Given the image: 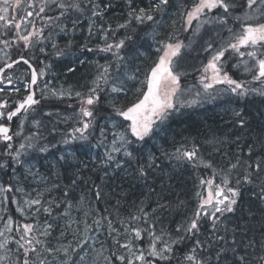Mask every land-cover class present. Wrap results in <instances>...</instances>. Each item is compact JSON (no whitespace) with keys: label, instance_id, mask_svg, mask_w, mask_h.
Returning <instances> with one entry per match:
<instances>
[{"label":"trees","instance_id":"obj_1","mask_svg":"<svg viewBox=\"0 0 264 264\" xmlns=\"http://www.w3.org/2000/svg\"><path fill=\"white\" fill-rule=\"evenodd\" d=\"M60 2L68 5L81 2V6L86 5V0H59L47 5L46 0H34L33 6L25 3L28 12H33L31 17L26 18L27 20L22 16L23 22L27 21L28 23V31H24V23L19 32H15V23H12L11 27L7 17L0 21L5 25L7 31L3 36L10 37V43L13 44V49L8 47L13 58L32 56L34 57L33 63L40 69L55 55L61 56L70 52V49L60 47L53 54L50 52L44 55L41 51L43 45H39L37 41L41 35L31 37L27 48H25L24 41L17 39L20 35H27L28 32L37 30L42 35L49 36L63 23H69L76 15L83 14L80 10L68 8L64 10L65 15L61 16L62 10L57 7ZM227 2L235 5L230 9L227 23L221 25L214 22L225 27L227 31L220 33L215 40L210 42L213 46L212 50H206L208 43L199 53L195 54L202 61V65L209 61L214 50L229 42L233 33L240 31L246 13L256 14L257 19L251 21L252 23H264V18H260L264 13V7L259 4V0L252 9L247 7V0H227ZM42 6L45 7V11L36 15ZM188 10L190 11L191 8L188 7ZM26 13L23 11V14L26 15ZM223 14L222 9H214L212 12L206 13L209 18ZM20 16L21 14L13 9L11 21H21ZM186 16L187 11L179 26L180 32L184 34L188 26ZM49 17H51L50 20ZM236 17H241V19L237 20ZM150 22L152 23V21H148L141 25H134L133 21L127 27L116 30L114 34L111 31L109 44H115L126 36H131L132 41H126L125 48L133 47L137 43L135 39H139L147 33L149 28L146 27ZM229 29H232V32H229ZM165 35L168 36L169 33ZM75 48L76 46H73L72 49ZM251 50L250 48L241 49V51ZM153 54L158 56L157 52L153 51ZM160 55L162 52L159 53ZM241 59L231 51L226 52L222 60L221 72H226L234 80L245 82L249 88L264 89V84L252 80L254 73L244 70L240 63ZM243 59L247 60L248 57L245 56ZM23 67L26 68L29 77L27 66L23 64ZM178 67L177 70L181 72L180 85L183 91L175 101L177 110L172 111L166 120L159 122V131L154 128L143 141H136L128 130L131 135L133 157L122 159L121 171L117 172L115 176L106 177L107 172L98 161L94 160L91 153L90 147L97 141L98 135L95 131L96 119L92 128L87 129L85 133L88 137L87 141L75 140L64 143L73 130L80 128L83 120L87 119L80 120L77 117L79 112L66 125L57 122L53 114L47 115L43 109L39 113L40 126L38 128H35L31 124L33 120L28 118L25 129L32 139L34 151L50 160L51 176L53 175L60 184L56 188L57 192L54 193L57 199L68 198L72 203L77 200H88L94 211L99 216L101 215L106 223L108 220L114 219L123 220L132 223V225L144 222L145 225L142 226L145 229L152 226L156 234L163 235L164 239L169 242L176 239L178 235H183V233H177L176 229L178 225L185 223L195 211L198 203L196 193L206 194L207 186H201L200 180L212 179L215 184H221L222 177L227 176L229 186L238 187L240 193L237 204L234 205L235 210L232 213H226L221 218L222 223L215 233L210 224L204 225L202 234L198 237L203 247L197 249V258L205 260L206 264H241L237 257L244 256V264H261L260 258L264 257V199L261 198L264 195L261 192V189L264 188V95L249 93L247 96L239 97L226 92L227 85L224 84L214 85L213 89L205 93L202 84L199 81L195 83V76L192 75L195 74L192 72L193 70L201 69L200 72L203 73V67L196 68L190 65L186 59L180 60ZM195 92L200 93V100L189 106L188 101L194 98L190 93ZM24 94L21 92V99ZM88 94L89 92H84L82 96L87 97ZM132 96V92L126 95L121 94L116 101L117 108L126 109L140 98L139 93L135 94V97ZM18 97L13 94L11 97L0 98V101L5 100L7 109H10L16 105ZM40 98L41 94H38L37 99ZM79 105L81 107V103ZM52 106H55V103L52 102ZM97 108H102V113L97 115L101 119L113 116L122 121L129 129L130 121L114 112L105 91L100 94L99 104L94 106L93 111L95 112ZM234 112L241 113L240 118L245 121L243 126L240 125V118H237ZM18 140L15 138L13 142ZM7 144L0 141V165H4L1 168L0 176L4 181L5 188L11 185L12 190L5 192L6 200L3 198L0 231L6 232L9 217H11L12 224L33 223L38 224L41 228L42 224L51 218V214L43 209L37 212L35 208L25 205L24 197L16 191L17 182L15 180L12 183L8 182L6 173L8 175L9 170L7 169L18 167L16 166L17 162L11 156L6 155ZM81 145H87V150L81 148ZM41 148L47 150L42 152ZM194 148L197 151L193 161L175 160L171 157V153L177 149L184 152ZM67 150H70L73 156L69 162H62L61 154ZM7 151L14 154L17 150L11 148ZM257 163L261 165L259 172L255 171ZM206 164H211V167H206ZM232 164H237V167L231 169ZM249 165L252 167L249 168ZM141 168L144 169L143 175L140 172ZM214 170L216 175H214ZM246 174H250L252 183L243 181L242 178ZM237 180L241 181L239 185H237ZM46 200L44 199V204ZM17 208H22L24 211H17ZM145 213L148 214L147 222L143 218ZM132 216H139L141 220L130 222L129 218ZM106 226L105 224L104 228ZM9 233L15 235L13 230H7L5 235ZM33 235H38V233H33ZM221 236L224 237L223 240L218 239ZM1 237L0 240H2ZM19 238L20 236L14 240L13 244H9L6 250L7 253L4 257H6L7 264H18V257L19 261L23 260L22 250L18 251V245L15 243ZM140 243L147 247L149 237ZM192 246L191 242L173 246L174 252L170 264H180V259ZM221 248H224L225 251L220 253V259L217 260L216 253ZM233 249L236 251L233 252ZM43 255L44 252H41L40 259ZM29 259L38 263L35 255L30 256ZM158 264H165V262L158 261Z\"/></svg>","mask_w":264,"mask_h":264},{"label":"rangeland","instance_id":"obj_2","mask_svg":"<svg viewBox=\"0 0 264 264\" xmlns=\"http://www.w3.org/2000/svg\"><path fill=\"white\" fill-rule=\"evenodd\" d=\"M57 1L59 0H55V2ZM33 2L34 0H19L17 4V0H10L9 4L5 5L4 0H0V7L8 8L7 12H0V15L11 20V12L15 9L21 14V21H12V23H20L21 27H23L24 23L23 29L24 31H28V23L27 21L23 22L22 18L23 16L25 20H27L23 11L28 12V8L24 4L26 3L29 6H33ZM55 2H53V0H46V5ZM121 2H124L125 5L123 3L121 4ZM157 2L158 0H132L131 5H129L128 0H110L107 6H105L102 1L99 2L98 0H86L85 6H81V2H79L80 11L83 12V14L76 15L69 23H63L49 36L41 35V37L37 38L39 45H43L42 53L44 55L50 52L53 54L60 47L70 49V52H66L61 56L59 54L53 55L54 58L40 67L39 72L43 69L45 73L43 76H40V82L37 88V97L38 94H41V98L38 99L39 104L30 109L17 123L16 138L19 140L11 143V145L12 149L20 151V163L16 164L18 168L7 169L9 172L8 175L6 173V176L8 182L12 183L14 180L17 182V189H19V191L17 189L16 191L24 197L25 205H28L26 202L38 199L40 200V204L32 205L30 208H35V211L37 209L54 208L50 209L51 218L39 228V231H42L46 223L52 225L50 235L48 237H40L46 240L49 247L61 248L71 244V247L75 248L76 243L81 240V238L87 239V243L83 249L77 248L74 253L70 250V264H105L103 256H111L113 253L116 255H127L125 250L114 242L113 237L115 236L120 244L125 243L129 237L126 235H117L116 233L110 234L108 222L111 221L113 227L118 229L120 233L124 232V228L129 222L121 224V220L114 219L108 220L106 223L104 218L94 211L88 200H77L75 203H72L68 198L57 199L54 193L57 192L56 188L60 184L53 175L51 176L49 166L50 160L48 157L36 153L33 145L31 148L28 147L29 144H32V139L25 129V123L28 121V118H31L33 120L31 124L35 128H38L40 126L39 113L40 110L43 109L47 115L53 114L57 122L59 121L63 125L68 124V122L80 112V98H77L75 93L80 92L83 95L84 92H89V89L93 87V81L103 72L102 66L109 67V75L113 78L111 81L112 83H118L122 80L125 88L124 93H112L110 91V86H105L102 81L100 82L101 87L105 89L104 91L109 98L110 105L115 104L117 107L116 101L121 94L126 95L132 92L135 97V94H138L137 89L141 87L139 81L144 79L148 70H150L151 66L157 61L159 53L162 52L157 51V48L161 47L160 41H164L165 43L182 42L184 45L179 55L174 58V72L181 74L177 69L179 68L178 62L182 59H186L190 65L196 68L203 67L204 70V66L207 65L208 62L202 65V61L196 57L195 54L199 53L205 45L215 40L220 33H226L227 30L225 27L215 24L214 22H207L210 18L208 15H204L199 20L194 19L191 25L186 27L185 34L181 33L179 27L181 25V19L184 17L186 11H189L188 7L192 9L194 3L198 2L197 0H168V4L163 6L160 11H152L150 13L153 15L152 23L150 22L146 27L149 28L147 30V33H149H145V35L142 36V40H144L145 43L142 42V45L135 44L131 48L127 47L120 50L119 55L124 57V59L119 61V68H117L118 61L113 56L112 52L100 50L105 47L106 44H109L110 32L112 31L114 34L116 30L120 29V27H115L117 21L120 20L122 22L127 16V12L129 13L135 9L133 13V15H135L139 13V9L144 8L145 10H149L153 8L154 4ZM108 8H112V13H106ZM94 12L97 14L93 15ZM146 22L148 21L145 20L144 23ZM90 25L91 33L89 30ZM16 31L15 28V32ZM167 33H169L168 36L165 35ZM105 34H107L106 39L104 38ZM8 42L10 45L9 47L13 49V44L10 43V39ZM73 46H76V48L72 49ZM25 48H27V46H25ZM113 51H115V49H113ZM153 51L157 52L158 56L154 55ZM58 52L61 53L60 51ZM10 55V52L8 53L0 48V66L10 60ZM30 57L32 60L34 59L32 56ZM200 71L201 69H199V71H192L195 73L192 74L195 76V83L198 81L200 82V77L204 75V71L203 73ZM132 74H135L137 79H127V76ZM208 75H211V73L209 72ZM9 76H11L13 83L9 86L1 87L4 91L0 93L4 96L11 97L13 94L19 92H27L28 88H26L25 85L30 79L23 66L17 67ZM4 84L6 83L4 82ZM45 85H47V88H45ZM14 89H19V91H15ZM53 89L58 93L63 92L64 95H52L51 90ZM69 93H71V95H69ZM196 94V92L190 93V95L194 97L192 99L197 97ZM198 100H200V98H198ZM52 102L55 103V106H52ZM0 103L4 102L0 101ZM73 109L74 111H72ZM0 111H2V109H0ZM100 113H102V108H97L94 112L95 119L97 120L95 131H97L98 135L97 141L90 149L94 160L98 161L105 172H107L105 176H115L117 172L121 171L122 159L125 157L123 155V150L118 153H112L115 159L111 161L108 160L105 153L111 149L114 139L113 133H125L129 140H131V135L122 121L113 116H108L107 118L103 117L104 119H101L97 116ZM77 117L82 120L79 113ZM34 121H38L39 125L37 126L34 124ZM159 124L160 123L157 122L153 126V129L155 128L159 131ZM92 126L90 128H92ZM0 141L2 140L0 139ZM21 144L25 145L23 149H20ZM117 146H119V142H117ZM129 150H131V144L129 145ZM177 155V151L172 152V159L178 160ZM61 156L64 157L62 162H69L73 154L70 150H67L64 151ZM117 162L121 164L120 167H117ZM1 168L2 167H0V172ZM0 186L5 187L1 176ZM5 195V193H0V213ZM43 198L47 199L45 204ZM69 205L71 206L69 207ZM95 221H100L99 225H97ZM22 224H24V222L8 224L7 227H10L15 234L11 235L9 233L5 235L7 232L6 230L4 233L5 236L3 235L1 237L2 240L7 238L8 246L9 244H13L14 240L23 234L16 230L17 225ZM105 224L107 225L106 228H104ZM85 225L90 226L87 231H85ZM142 225H145L144 222L133 226L145 229ZM147 237L146 232L142 233V239L135 240L134 244L147 250L148 246L145 247L140 243ZM101 248L103 256L98 257L96 253L100 251ZM6 253V250H0V256H5ZM81 256L84 257L83 260L80 259ZM41 259H46L48 264H63L66 257L62 251L53 254L44 252ZM0 264H7L6 259L0 261ZM113 264H120V262L114 260ZM180 264H187V262H184L183 258H181Z\"/></svg>","mask_w":264,"mask_h":264},{"label":"snow or ice","instance_id":"obj_3","mask_svg":"<svg viewBox=\"0 0 264 264\" xmlns=\"http://www.w3.org/2000/svg\"><path fill=\"white\" fill-rule=\"evenodd\" d=\"M10 0H4V4L8 5ZM55 2V0H53ZM258 0H247V7L252 9L254 4H257ZM19 0H17V4ZM129 5H131L132 0H128ZM168 4V0H158L157 3L154 4L153 8L149 10H145L144 8L139 9V13L134 15V19L140 23H143L145 20L152 21L153 15L150 14L152 11H160L163 6ZM259 4L264 7V0H259ZM235 5L227 2V0H198V2L194 3L192 9L187 12V23L191 25L194 19L199 20L202 16L206 15V13L212 12L214 9H222L223 15L210 18L207 22H216L221 25L226 24L230 9ZM62 11L60 12L61 16L65 15V11L68 8H72L75 10H80V6L78 3H74L71 5L60 2L57 4ZM7 7H0V12H7ZM45 11V7L42 6L39 8V12L43 13ZM135 9L129 12V17L133 18V13ZM97 13H93L96 15ZM33 12L29 11L26 13V17H31ZM260 18H264V13L261 14ZM49 20L51 17L48 18ZM237 20H240L241 17H236ZM257 16L255 13L253 14H245L243 17V22L241 24L240 31L237 33H233L232 38L225 45H222L218 49L214 50V54L209 59L207 65L204 66V75L200 77V83L203 86V91L207 93L210 89H213L214 85L224 84L227 85L225 89L226 92L235 94L239 97L247 96L249 93H255L259 95H264V89L260 88H249L245 82L237 81L228 76L226 72L222 73L221 69L223 67L222 60L225 57V53L231 51L234 54H237L241 57V65L244 70L248 73H254L252 76L253 81H259L261 84H264V23H252L251 21H255ZM5 20V16L0 15V21ZM9 25H12V21H9ZM14 27L19 32L21 28L20 23H15ZM120 28L127 27V24L119 25ZM89 30L91 33V25L89 26ZM229 32H232V29H229ZM42 35V33L37 30L35 32H28L27 35H20L17 39L24 41L25 46H28L30 38L33 36ZM104 38H107V34H105ZM126 41L131 42L132 37L126 36L124 39L119 40L115 44H106L105 47L100 49L104 52H112L115 59L118 61L117 68H119V61H122L124 57L120 56V50L125 48ZM5 47H9V42L7 40L3 41ZM161 47L157 48V51H162L163 54L159 56L158 60L155 62L154 66L148 70L143 80L139 81L141 87L137 89V93L140 94V98L126 109L117 108L115 104L112 105L114 112L123 117L125 120L130 121L129 131L136 139V141H143L146 136H149L153 131V126L157 122H163L168 118L170 113L174 110H177L176 99L183 91L180 85V74L174 72V58L177 57L180 53L182 47H184L182 42H168L160 41ZM213 46L211 43L208 45V49L212 50ZM252 49L251 51H241V49ZM115 49V51H113ZM43 51V49H41ZM245 56L248 57L247 60L243 59ZM23 62L24 64H28L31 71V79L25 85L26 88L30 89V86L36 85L38 81V74L35 68L31 66L28 60L23 57L20 58V61H12L11 63H5L3 67H0V74L5 72V69H10L13 67V64ZM103 72L97 77L95 81H93V87L89 89V94L87 97H83L80 92H76L75 96L80 98V112L79 115L81 118H87L83 120L82 126L80 128H76L73 130L72 134L64 140V143H69L70 141L80 140L87 141L88 137L85 134L87 129H89L94 120L95 115L93 108L98 104L100 100V94L105 90L101 87V81L105 86H110V91L112 93H124L125 88L123 86V81L120 80L118 83H112V77L109 75V67L102 66ZM71 70V69H70ZM138 71V69H137ZM211 75H208V73ZM44 70L41 69L39 72V76H43ZM127 79L135 80L137 76L135 74L127 76ZM11 85L13 80L11 76L4 77L0 75V82H4ZM47 88V85H45ZM146 89V90H145ZM15 91H19V89H14ZM4 89L0 88V92H3ZM52 95L63 96V92H57L55 89L51 90ZM71 95V93H69ZM197 98L188 101V105L195 104L198 102V98L200 93H197ZM39 104V101L35 98V92L29 90V94L23 99L22 102L18 104L14 111H10L7 113V119L9 121L12 120L14 116H17L21 110L27 112L29 108L33 105ZM6 107L5 103H0V109H4ZM234 115L237 118L241 117L240 112H234ZM4 116V112L0 111V117ZM239 123L241 126L245 123V121L240 118ZM34 124L39 125L38 121H34ZM9 128L0 124V139L3 141L9 142L12 140V136L9 134ZM79 133V135H77ZM103 134V130H102ZM18 135V133H17ZM114 139L112 141V146L110 151L106 152L108 160H114L115 157L112 153H118L123 150V155L128 158L133 157V152L129 150V145L132 143L129 140L125 133H113ZM117 142H119V146H117ZM25 145L21 144L20 149H23ZM28 147H32V144H29ZM81 148L87 150V145H81ZM11 143H8L6 146V155L11 156L17 163H20V151H16L14 154L8 149H11ZM46 148H41L40 151H46ZM196 149L194 148L191 151L180 152L177 149V159H186L188 161H193L196 158ZM251 152V149H249ZM64 159L63 156L60 157ZM203 163V161H201ZM121 164L117 162V167H120ZM151 166V165H149ZM206 167H211V164H206ZM0 167H4V165H0ZM237 167V164H232L231 169ZM252 165H249L251 168ZM261 168L260 163L255 165V171L259 172ZM230 169V170H231ZM141 174H144V169H140ZM214 175H216L214 170ZM243 181L245 183H252L250 174H246L243 176ZM241 183L240 180H237V185ZM201 186H207L206 194L203 192H197L196 196L198 198V203L195 211L192 216L183 224L177 226V233H183V235H178L176 239L171 240L170 242L165 240L163 235H158L154 231L152 226H149L148 229H142L141 227H135L131 223H128L124 232L120 233L118 229L114 228L112 222H108V228L111 233H116L117 235H126L128 236V240L120 244L119 240L114 236V242L119 245L120 248L124 249L127 255L121 254L116 255L113 253L111 256H103L102 248L100 251H97V256H103V260L105 264H113L114 260L120 262V264H158V261H163L165 264H170V261L173 256L174 247L180 246L183 243L191 242V249L186 252L183 256V261L187 262V264H206L205 260L197 258V249L202 248L203 244L201 240L198 238L199 235L202 234L204 229V225L210 224L213 232L219 230V226L222 223L221 218L225 216L226 213H232L234 209V205L237 204V198L239 196L238 187H230L229 179L227 176L222 177L221 184H215L214 180H200ZM12 190L11 185L7 188L0 186V193L10 192ZM19 191V189H17ZM261 192L264 193V188L261 189ZM99 195V193H97ZM264 199V195L261 197ZM7 199V196L4 197ZM29 207L32 205H39L40 200H31L26 202ZM71 205H69L70 207ZM45 212L50 213L49 208L43 209ZM17 211L23 212L24 209L17 208ZM37 212L39 209L36 210ZM67 214V212H66ZM35 215V213H33ZM147 213L144 214V220L147 222ZM141 217L132 216L129 218V221H140ZM8 223L11 224V217L8 219ZM97 225H99L100 221H95ZM121 224H125L123 220L120 221ZM7 227V226H6ZM52 225L45 224L42 231H39V225L33 223H24L22 225H17V231L22 232L23 235L20 236L15 243L18 245V251L22 250L23 260L19 261L18 264H36V262L30 261L29 257L35 255L37 257L38 264H48L46 259H40L41 252H45L48 254H53L56 252L62 251L65 254L66 259L63 261V264H70L71 256L69 252H75L77 248L83 249L85 244L87 243L86 238H81L76 243V247L72 248L71 244L67 247L61 248H53L47 245L45 239H41L40 237H48L50 235V229ZM90 226L85 225V231L88 230ZM8 231H12L9 227ZM146 232L149 237V244L147 250L144 248L138 247L134 244L135 240L142 239V233ZM33 233H38V235H33ZM3 231H0V236H3ZM63 235V233H62ZM218 239L223 240L224 237H218ZM23 241V243H21ZM8 242L7 238L5 240L0 241V250H7ZM211 247V245H209ZM225 249L221 248L219 252L216 253L217 260L220 259V253L224 252ZM236 250L233 249V252ZM6 257L0 256V261L5 260ZM81 260L84 259L83 256L80 257ZM237 259L244 264L245 257L238 256ZM261 264H264V257L260 258Z\"/></svg>","mask_w":264,"mask_h":264},{"label":"bare ground","instance_id":"obj_4","mask_svg":"<svg viewBox=\"0 0 264 264\" xmlns=\"http://www.w3.org/2000/svg\"><path fill=\"white\" fill-rule=\"evenodd\" d=\"M99 2H103L104 3V5L105 6H107L108 5V1H110V0H98ZM124 4V2H121V4ZM125 5V4H124ZM112 8H108L107 9V12L106 13H112ZM126 17L124 18V20H122V22L120 21V20H118L117 21V25L115 26V27H118L119 25H123V24H131L133 21H134V25H136V24H138V25H141V23L140 22H138V21H136L135 19H134V15H133V18H130L129 17V13L127 12L126 13ZM121 22V23H120ZM115 27H113V28H115ZM143 39V37L142 38H140L139 37V39H135V41H137V43L136 44H139V45H142V42L143 43H145V41L144 40H142ZM141 47V46H140Z\"/></svg>","mask_w":264,"mask_h":264},{"label":"water","instance_id":"obj_5","mask_svg":"<svg viewBox=\"0 0 264 264\" xmlns=\"http://www.w3.org/2000/svg\"><path fill=\"white\" fill-rule=\"evenodd\" d=\"M24 59H26V60H28L29 61V63L31 64V66L33 67V68H35V66L31 63V61L29 60V59H27V58H24ZM15 61H20V58H18L17 60H15ZM22 62V61H21ZM11 63V62H10ZM20 63V62H19ZM16 64H18V63H16ZM16 64H13V66L14 65H16ZM28 65V64H27ZM29 66V65H28ZM36 69V68H35ZM6 70V69H5ZM37 71V70H36ZM37 74H38V72H37ZM0 75H2V74H0ZM38 79H39V75H38ZM38 82V81H37ZM30 89H31V91H33V92H35V85H32V86H30ZM15 110V108L13 109V110H11V111H14ZM23 110H21V112H22ZM20 112V113H21ZM20 113H18L17 114V116L20 114ZM16 116H14L13 118H15ZM13 118H12V120H13ZM12 120L11 121H9L8 120V122H9V124L8 125H5V124H3L4 126H6V127H8L9 128V133H10V131H11V127H12ZM8 133V134H9Z\"/></svg>","mask_w":264,"mask_h":264}]
</instances>
